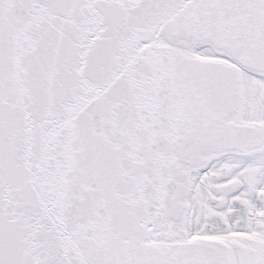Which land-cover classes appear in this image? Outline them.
I'll return each mask as SVG.
<instances>
[{"label": "snow or ice", "instance_id": "snow-or-ice-1", "mask_svg": "<svg viewBox=\"0 0 264 264\" xmlns=\"http://www.w3.org/2000/svg\"><path fill=\"white\" fill-rule=\"evenodd\" d=\"M0 264H264V0H0Z\"/></svg>", "mask_w": 264, "mask_h": 264}]
</instances>
